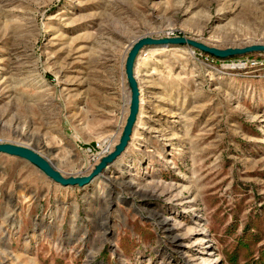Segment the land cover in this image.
Returning a JSON list of instances; mask_svg holds the SVG:
<instances>
[{
    "label": "rangeland",
    "instance_id": "rangeland-1",
    "mask_svg": "<svg viewBox=\"0 0 264 264\" xmlns=\"http://www.w3.org/2000/svg\"><path fill=\"white\" fill-rule=\"evenodd\" d=\"M143 36L264 43V0H0V142L89 173ZM133 74L87 183L0 151V264H264V50L144 43Z\"/></svg>",
    "mask_w": 264,
    "mask_h": 264
},
{
    "label": "water",
    "instance_id": "water-1",
    "mask_svg": "<svg viewBox=\"0 0 264 264\" xmlns=\"http://www.w3.org/2000/svg\"><path fill=\"white\" fill-rule=\"evenodd\" d=\"M167 43V42H187L192 46H195L204 51L210 52L216 56L225 57L232 54H240L247 51L252 50H264V43H252L241 47H225L219 48L212 45H207L202 41H198L192 38H186L184 36H172V37H160V38H152L150 36L140 37L137 41H135L130 49L127 52L125 63H124V71L127 79V83L130 89V101H129V112L126 117L125 124L123 126L122 132L119 136L118 141L114 144L113 149L110 150L105 155L101 156L100 160L94 165L93 169L87 174H79V175H63L58 169H56L45 157L37 153L32 148L20 145L12 142H0V151L6 152L9 154L17 155L23 157L33 163L36 167H38L43 173H45L48 177L53 179L54 181L59 182L62 185H83L90 181L92 177L98 174L107 163L111 162L116 158L117 155L124 149L127 144L130 133L132 131V126L136 119V114L138 111V86L136 79L133 74V65L134 60L137 55L139 48L144 43Z\"/></svg>",
    "mask_w": 264,
    "mask_h": 264
},
{
    "label": "built area",
    "instance_id": "built-area-1",
    "mask_svg": "<svg viewBox=\"0 0 264 264\" xmlns=\"http://www.w3.org/2000/svg\"><path fill=\"white\" fill-rule=\"evenodd\" d=\"M252 63H255L256 61L255 60H251Z\"/></svg>",
    "mask_w": 264,
    "mask_h": 264
},
{
    "label": "bare ground",
    "instance_id": "bare-ground-1",
    "mask_svg": "<svg viewBox=\"0 0 264 264\" xmlns=\"http://www.w3.org/2000/svg\"><path fill=\"white\" fill-rule=\"evenodd\" d=\"M163 222H164V220H163Z\"/></svg>",
    "mask_w": 264,
    "mask_h": 264
}]
</instances>
